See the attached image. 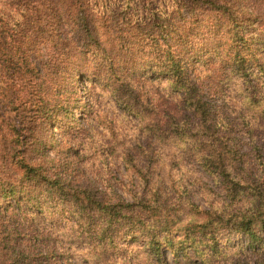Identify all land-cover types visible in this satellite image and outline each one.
Here are the masks:
<instances>
[{"label": "trees", "instance_id": "1", "mask_svg": "<svg viewBox=\"0 0 264 264\" xmlns=\"http://www.w3.org/2000/svg\"><path fill=\"white\" fill-rule=\"evenodd\" d=\"M1 1L0 264H169L166 252L232 264L236 234L264 261V40L242 30L253 14L228 0ZM81 77L89 102L68 108L102 137V158L120 157L130 200L103 170L87 173L89 129L65 152L49 140L69 98L61 85Z\"/></svg>", "mask_w": 264, "mask_h": 264}, {"label": "rangeland", "instance_id": "2", "mask_svg": "<svg viewBox=\"0 0 264 264\" xmlns=\"http://www.w3.org/2000/svg\"><path fill=\"white\" fill-rule=\"evenodd\" d=\"M231 5H233L235 8L242 12H249V14H253L252 16V21H249V24H244L242 25V30H260L263 33L262 39L264 40V18L262 20L257 18L258 12H262L264 10V4H261L258 0H228ZM0 9H5L7 13L11 11V8L7 5L4 4L0 0ZM16 16V15H12ZM259 32V31H258ZM249 33V32H248ZM259 45L262 47L261 51L262 54L264 55V41H259ZM38 57V56H37ZM47 61V58L44 56V58H37L36 64L39 68V70L42 68V64ZM158 87V86H157ZM90 88L89 82L81 77L79 78L76 82L72 79H67L63 82L61 85V92L64 97L69 96L67 98V103L65 105V109L61 112L62 117L59 119L58 122V129L55 131L53 130L51 132V135L49 136V140L52 142H59L60 144L56 143V148L58 151L64 150L65 152V147L66 145L70 144L69 141L73 142L76 144L77 142L73 141V136L81 133L83 129H89L88 133L85 132L83 138H85L86 142V147L85 151L82 152L84 154L85 159L88 160V164L91 165V171L90 168L86 169L87 173H89V176H91L92 172L98 171V170H103L105 179L109 180L113 185H115V190L118 191L119 194H121L124 198L130 200L131 197H129L132 192L136 191V186L132 185L129 181V177H127V174L125 172L124 166L122 164V160L120 157H112V158H107L104 156L100 155L99 151V146H100V141L102 137H98V135H95L94 129H90L88 126L89 121L84 118V115L80 113L79 110H75L73 107L68 108V104L74 103L75 99L80 96L83 102L88 103V97L86 95L87 89ZM163 86L160 87L162 89ZM55 94V93H54ZM93 96V94H92ZM96 98L98 99V107L100 110H103L105 113L112 114L110 105L107 103V96L102 95L99 92H96ZM221 100H218L220 102ZM73 106V105H72ZM1 108V106H0ZM66 109H69V115H67ZM73 114L75 116L76 121L73 120ZM113 115V114H112ZM120 118H124V115L119 116ZM113 118V117H112ZM115 118V116H114ZM128 121H118L116 122L117 125V130L123 129L125 130L124 132L128 134V131L132 132L131 127H133V124H126ZM83 128V129H81ZM80 129V130H77ZM99 131V130H98ZM121 131V130H120ZM133 133V132H132ZM132 133L128 134L131 135ZM63 135H66L64 139L66 140L61 144V140ZM86 137L94 139L92 142L89 140H86ZM55 139V140H52ZM51 149L47 150V153H50ZM48 155V154H47ZM102 158V159H101ZM100 168V169H99ZM188 171L193 172L192 169L187 168ZM95 170V171H93ZM194 171L197 174V177L201 179V181L209 184V186L214 190L217 191V183L213 181L208 175H206L200 168L194 169ZM196 178V176H195ZM195 178L192 181H195ZM116 180L118 181L117 183ZM122 182V183H121ZM185 182H187V177H185ZM187 185L189 187H192L193 189L190 190L191 192V197L193 202L196 205L199 206H207V202L205 198L201 195V193H197V186L200 185L199 182H196V185H191L190 181H188ZM195 186V187H194ZM206 199L209 200H216L217 202L215 203V206H220L221 200L220 197H207ZM233 245L242 248V251H239V255L235 258L232 259V264H264L263 261V256L259 254V252H254L250 248V240L248 237L242 234H236L233 237ZM244 251V252H243ZM167 255V260L169 264H174L173 263V257L171 252H166ZM200 264V263H199Z\"/></svg>", "mask_w": 264, "mask_h": 264}]
</instances>
